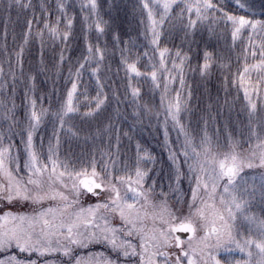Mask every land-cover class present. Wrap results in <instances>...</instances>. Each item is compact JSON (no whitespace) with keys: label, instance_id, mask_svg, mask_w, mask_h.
<instances>
[{"label":"snow or ice","instance_id":"6c2138e0","mask_svg":"<svg viewBox=\"0 0 264 264\" xmlns=\"http://www.w3.org/2000/svg\"><path fill=\"white\" fill-rule=\"evenodd\" d=\"M234 3L235 11L226 0H136L139 35L148 43L140 52L135 39L122 40L100 16L98 0H79L84 47L72 56L76 15L65 0H55L54 8L47 0H0V202L34 206L30 213L0 215V264H37L12 249L29 256L60 254L69 264H121L104 252L73 257L75 248L94 244L110 248L123 264H264V215L251 211L256 203L264 207V20L255 18L247 0ZM201 29L210 34L228 30L233 48L239 42L234 70L230 61L208 50L192 69L188 53L162 43L165 32L179 31L190 46ZM108 33L126 79L122 97L112 90L117 105L112 112L101 75L110 50L107 41L99 42ZM26 57L33 61L28 71ZM214 64L225 93L229 85L243 93L247 122L235 131L232 105L218 96H208L197 127L185 123L198 106L186 76L195 71L206 79ZM86 75L94 81L91 92ZM41 82L50 86L42 88ZM20 92L23 119L17 115ZM157 93L163 113L156 110ZM125 103L128 113L119 107ZM169 124L178 131V149L169 142ZM47 125L51 133L45 141ZM156 126L164 128L171 162L167 192L157 190L156 179L149 181L157 161L139 141L134 156L121 160L125 139L131 144L133 132ZM65 140L67 152L62 151ZM73 141L90 147L77 155L71 151ZM245 169L259 171L247 177ZM182 180L190 189L185 215L169 203L174 193L177 205H183ZM89 194L96 200L85 206ZM178 233L188 234L187 240ZM222 251L229 253L225 261L218 258Z\"/></svg>","mask_w":264,"mask_h":264},{"label":"rangeland","instance_id":"374dc122","mask_svg":"<svg viewBox=\"0 0 264 264\" xmlns=\"http://www.w3.org/2000/svg\"><path fill=\"white\" fill-rule=\"evenodd\" d=\"M76 1V2H75ZM65 0V3L69 6L68 11L69 13H74V9H79V0ZM250 1V2H249ZM251 1H253V4ZM35 2V3H34ZM39 0H33L34 4H38ZM71 2V3H70ZM249 5L251 6L252 12L255 13V18L264 20V0H248L247 1ZM48 5L54 4L55 6V0H47ZM98 3L100 4V13L103 14V10L107 12V16H110L108 21L111 28L115 29L117 32L120 33L122 40H128L129 37L136 40L138 49L140 52H143L145 49L148 48L147 41L143 38V36H140L139 33L142 30L141 26L139 24V19L137 14L134 12V8H122L121 6H118L117 1L114 0H98ZM136 3V2H135ZM71 4V5H70ZM231 9L233 11L236 10ZM254 9V10H253ZM121 10V13H120ZM251 15V12L249 13ZM13 17L15 18V12L13 13ZM104 17V16H101ZM0 27H2V24H0ZM17 32L20 30V25L16 26ZM11 31V29H10ZM76 42L72 45V51L70 52V55L75 56L80 53V51L83 50L84 47V40L83 35L80 31V19L76 21ZM97 33L95 31L90 33V39L95 42L97 39ZM183 33L177 31L173 33L172 35H169L167 32H165L164 37L162 38V43L166 44L170 49L175 52L177 48H180L183 52L188 53V55L191 57V68L196 69L197 65L199 63H202V56L203 52L205 50L211 51L214 55V57H217L218 60L222 59L224 61H230L233 67V70L236 66V57L238 53L240 52V46L239 42H237V46L233 48L232 46V40L230 36V32L228 30L224 31H217L215 34H210L206 30H198L194 36V38L189 42H184L183 39ZM105 41H107V47L110 50L106 60L104 62V66L101 71V75L104 78V82L106 84L105 91L109 93L110 97V104L108 107V112H112L116 108V101L112 99L111 93L112 90H116L121 97L123 96V93L125 91V85H126V79H125V73L123 71V68L120 64V53L117 49L113 48L112 45V38L111 36L109 39L107 38V34L105 36L100 37V44L103 46ZM123 46V45H121ZM13 47L11 37L9 38V48ZM150 52L151 50L148 49ZM147 58H144L146 60ZM32 58L26 57L25 60V71H28L32 64ZM144 61L141 62V67L143 68ZM111 69L110 71L108 69ZM85 81L88 82V87L90 92L93 90L94 81H90L88 75L84 77ZM187 82L192 86L193 90V103L196 104L198 100V106L194 109V114L191 117L185 118V123L191 125V127L195 128L197 127V118L199 115V111L203 109L207 98L209 95L212 97H219L221 103L225 99L229 102V104L232 105V111H231V128L233 131H235V128L237 126L243 127L244 124L247 122L246 113L244 111V104L245 101L243 100V93L242 91L237 94L236 90L229 85L228 92L225 93L223 89L222 84V75L217 65L214 64L211 75L206 78L202 79L195 71H189L186 76ZM92 82V83H91ZM50 85H44L42 82L40 83V87L47 88ZM148 85L146 83L141 85L142 88V95L145 93ZM91 88V89H90ZM61 94L63 93V87L61 86ZM22 92L18 93L17 97V104L20 105L18 109V117L23 119V107H22ZM55 98L53 99V106H55ZM155 105L156 110L163 113V109L159 107V94L157 93L155 96ZM47 106V103H46ZM121 112L128 113L131 111V109L128 107V105L120 104L119 105ZM163 119V115L160 117ZM101 120L104 119V116L102 115L100 117ZM130 120L121 123L122 128H127L130 124ZM82 127L84 130H88L89 125L88 123H83ZM210 133L212 132V126L210 125L209 128ZM51 133V128L47 125L44 129V136L45 141L47 140V136ZM133 135V142L131 144L128 143V141L125 139L123 144L125 148V154L122 155L121 160H124L126 157L131 158L134 156L135 153V142L139 141L141 145L146 148L149 152L152 153L153 156L156 157L157 163L153 167L152 171L149 173V181L151 179H156L157 181V190H159L161 187L164 191H168V183H169V171L171 168V162L168 159L169 153H168V146L165 144V137H164V128L162 126H156V127H148L143 130H136L132 133ZM178 137V131L173 129L171 127V124L168 126V138L171 146L173 148L178 149L179 147V140ZM182 140V137L180 138ZM221 143L226 142V136L223 132V129H221ZM89 145H82L80 143H77L75 141L72 142V148L71 151L77 155L80 154L81 148L85 152L88 151ZM68 149V142L65 140L63 142L62 151L67 152ZM180 163L184 170L186 171V166L183 165V157L180 158ZM259 170H249L245 169V172L242 173V175H245L247 177H251L255 172H258ZM180 187L182 189V192L184 193V203L182 206L177 205L175 201V194L173 193L172 196L169 197V203L172 206L174 210L179 208L180 215L187 214V201L190 199V189L189 185L186 180H182ZM96 200L95 197L91 196L90 194L83 198V203L85 206L89 203H94ZM45 207L47 204L44 205ZM33 205L27 203V202H20L18 204H12L8 205L6 202H0V215H2L5 211H13V212H27L30 213L33 210ZM251 211L253 213H257L260 215H264V207L260 206L258 203L254 204ZM12 254H15L19 256L21 259L25 260H36L37 264H45L46 260H55L57 264H69V259L67 257H63L60 254H56L55 256L51 257H39L36 254H32L29 256L27 253H19L18 250L12 249ZM89 252H104L106 255L110 256L113 259H118L121 264H123V258L118 257L116 253L112 252L110 248L106 247L103 244H94L90 245L88 248H75L73 250V257L76 256H87ZM235 255L239 256L238 253ZM4 256V253H0V258ZM229 256V253L226 252H220L218 255V258L222 261H225L227 257Z\"/></svg>","mask_w":264,"mask_h":264},{"label":"trees","instance_id":"16d2710c","mask_svg":"<svg viewBox=\"0 0 264 264\" xmlns=\"http://www.w3.org/2000/svg\"><path fill=\"white\" fill-rule=\"evenodd\" d=\"M75 1V0H74ZM114 1H117V3H118V6L120 7H124V9L125 8H134V5H135V2H136V0H114ZM248 1V0H247ZM76 2V1H75ZM250 2V1H249ZM252 3H253V1H251ZM35 3V2H34ZM71 3V2H70ZM256 3V2H255ZM255 3H253V4H255ZM71 5V4H70ZM49 7L50 8H54V4L52 5V4H50L49 5ZM67 7L69 8V6L67 5ZM226 7L228 8V9H235V7H237L236 6V4L234 3V0H226ZM70 9V8H69ZM254 10V9H253ZM37 12H39V9L37 8ZM74 14L76 15V21L78 20V19H80V10L79 9H74ZM120 13H121V10H120ZM24 15H26V14H24ZM53 15H54V13H53ZM108 14H107V12L106 11H104L103 10V14L102 13H100V16H104V17H102V18H104L105 20H109L110 21V16H107ZM115 30V29H114ZM116 31V30H115ZM111 36V33H108L107 34V38L109 39V37ZM32 51H33V53L35 52V48H33L32 49ZM81 52V51H80ZM89 82V81H88ZM92 83V82H91ZM91 89V88H90ZM50 128H51V126L50 125H48Z\"/></svg>","mask_w":264,"mask_h":264},{"label":"water","instance_id":"95a60500","mask_svg":"<svg viewBox=\"0 0 264 264\" xmlns=\"http://www.w3.org/2000/svg\"><path fill=\"white\" fill-rule=\"evenodd\" d=\"M178 235H180L182 239H187L188 237V234L186 233H178Z\"/></svg>","mask_w":264,"mask_h":264},{"label":"clouds","instance_id":"9594fccd","mask_svg":"<svg viewBox=\"0 0 264 264\" xmlns=\"http://www.w3.org/2000/svg\"><path fill=\"white\" fill-rule=\"evenodd\" d=\"M153 115H154V113H153Z\"/></svg>","mask_w":264,"mask_h":264}]
</instances>
